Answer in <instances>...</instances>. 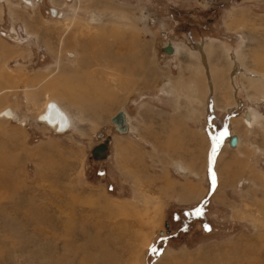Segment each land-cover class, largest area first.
I'll list each match as a JSON object with an SVG mask.
<instances>
[{"label": "rangeland", "instance_id": "1", "mask_svg": "<svg viewBox=\"0 0 264 264\" xmlns=\"http://www.w3.org/2000/svg\"><path fill=\"white\" fill-rule=\"evenodd\" d=\"M17 1L0 4V112L18 117L0 115V264H100L68 246L85 214L120 264H264V0ZM48 94L64 131L40 119Z\"/></svg>", "mask_w": 264, "mask_h": 264}, {"label": "bare ground", "instance_id": "2", "mask_svg": "<svg viewBox=\"0 0 264 264\" xmlns=\"http://www.w3.org/2000/svg\"><path fill=\"white\" fill-rule=\"evenodd\" d=\"M6 0H0V3L4 2ZM9 1V0H8ZM26 4H33V0H23ZM53 15H58V16H61L62 14L55 8V12H53ZM247 19V18H246ZM234 20L235 21H239V20H242L243 22L245 21V19L241 18V16H235L234 17ZM170 48H172L170 46ZM173 49V48H172ZM171 49V50H172ZM168 52H171V51H168ZM71 56H74L75 55V52L74 51H69L68 52ZM120 63L122 64V61H120ZM234 63V61H233ZM236 64V63H235ZM134 69L133 68H130V71L132 72ZM233 74L235 75V69L233 71ZM3 94V93H1ZM4 95V94H3ZM47 98L49 99V101H47L46 103V106L44 108V111H42L39 116H40V119L42 121H45L47 124H49L50 126H52L54 129H56L57 131H64L66 128H68L70 126V116L68 114V112L60 105V101L62 100L60 96H57V95H54V94H48ZM4 99H5V96H4ZM99 99V98H98ZM51 103H56L58 106H59V109L61 111L62 114L65 115V119H63V116L60 117H56L55 118H50L49 117V112L51 110ZM0 115L1 117H6L8 119H17V114L16 112L14 111V109L10 108V107H5L1 112H0ZM250 116H247L246 117V125L248 127H252L255 125L256 122H258L260 120V118L262 117L261 114L259 112H256V111H253L252 113L249 114ZM127 120H128V117H127ZM111 121H112V118H111ZM113 123V122H112ZM129 123V122H128ZM257 124V123H256ZM114 125V123H113ZM130 127V126H129ZM115 128V127H114ZM130 131V130H129ZM118 132V131H117ZM120 134V132H118ZM237 137V143L235 145H232L231 144V137L230 140H229V145L231 146H238L239 145V139H238V136L237 135H234ZM179 167L183 168L182 166L179 165ZM72 213V212H71ZM93 214V213H92ZM75 216V215H74ZM83 216V215H82ZM79 217V216H78ZM91 217L90 215H84L81 219V222H80V227H78L77 229H75V227L72 226V222H71V225L68 226L67 230H68V234L72 235V238L73 239H68V246H71L72 247V242L73 241H76V240H79L81 238H84V239H88V241H90V246L92 249H94L95 251L97 250L98 252H100L101 254H99L101 257L98 258V262L100 264H120L119 261L117 260L116 256H115V253L111 250V243H112V240L110 239H107V240H104L102 239L103 238V235H102V232H100V223L99 221H96V220H91ZM80 220V219H79ZM128 223V222H127ZM93 229L95 231V233L92 235L90 233V230ZM110 235V234H109ZM149 236L150 235H147V236H144V239L145 242L144 244L146 245H149L150 243V239H149ZM76 239V240H75ZM78 242V241H77ZM142 247V245H141ZM131 249V248H130ZM135 249V248H134ZM133 250V249H132ZM131 250V252H132ZM137 250V249H135ZM139 250V248H138ZM130 251V250H129ZM85 254V253H84ZM86 255V254H85ZM92 257V256H90ZM162 257H165V254L162 256ZM85 258V257H84ZM89 259V258H88ZM93 259V258H92ZM163 259V258H162ZM91 261V260H90ZM215 261H217L216 259L214 260H211V262L209 261H204L203 259V262H201L200 264H217ZM82 262L84 264H87L85 260L82 259ZM88 262V261H87ZM218 264L221 263V264H224V262H219L217 261ZM162 263L164 264H176V263H171L169 260H166L165 262L162 261ZM186 264H196V262H189V263H186Z\"/></svg>", "mask_w": 264, "mask_h": 264}, {"label": "water", "instance_id": "3", "mask_svg": "<svg viewBox=\"0 0 264 264\" xmlns=\"http://www.w3.org/2000/svg\"><path fill=\"white\" fill-rule=\"evenodd\" d=\"M29 1V0H27ZM53 12H55V8L52 9ZM164 49L170 51L169 49L170 46H165ZM51 110L49 112V117L50 118H55L56 117H60L63 116V119H65V115L61 113L59 106L56 103H51ZM112 122L114 123V127L115 129L120 132V133H127L129 132V123L127 120V114L126 111L124 110V108L119 109L113 116H112ZM237 143V137L233 136L231 138V144L235 145ZM101 148L100 147H96L94 148V152L97 153L98 151H100Z\"/></svg>", "mask_w": 264, "mask_h": 264}, {"label": "flooded vegetation", "instance_id": "4", "mask_svg": "<svg viewBox=\"0 0 264 264\" xmlns=\"http://www.w3.org/2000/svg\"><path fill=\"white\" fill-rule=\"evenodd\" d=\"M5 3H6V1H4L3 3H0V4H5ZM23 3H25V2L23 1ZM32 3H33V2H32ZM25 4H26V3H25ZM26 5H27V4H26ZM21 30H23V29H21V27H18L17 31L21 32ZM19 32H18V33H19ZM22 33H23V36L25 37V33H24V31H22ZM22 33H21V34H22ZM165 50H166V49H165ZM169 50L173 52V50H171V49H169ZM166 52H167V51H166ZM167 53H169V52H167ZM169 54H170V53H169ZM126 114H127V113H126ZM127 116H128V115H127ZM104 129H105V128H102V130H100V131L98 132V135H99V136H103V134H104ZM96 146L101 148V150H100L99 153H104V152L107 150V148H108V145H107V143H106V140H104V141L98 143Z\"/></svg>", "mask_w": 264, "mask_h": 264}, {"label": "crops", "instance_id": "5", "mask_svg": "<svg viewBox=\"0 0 264 264\" xmlns=\"http://www.w3.org/2000/svg\"><path fill=\"white\" fill-rule=\"evenodd\" d=\"M22 1V0H21ZM3 3V2H2ZM11 3H15V4H17V5H19L18 4V1L17 0H11ZM1 10H3V7L1 8ZM12 21V23H17L16 22V19H15V16H10V22ZM24 33H26V31H24ZM42 47L44 48L45 46L42 44ZM11 50V49H10ZM10 50L8 51L9 53L7 54V52H3V60H5V59H7L9 56H10V54H11V52H10ZM46 51H47V49H46ZM46 53V52H45ZM5 66V65H4ZM3 71V70H2ZM185 191H186V189L184 188V192L183 193H185Z\"/></svg>", "mask_w": 264, "mask_h": 264}]
</instances>
